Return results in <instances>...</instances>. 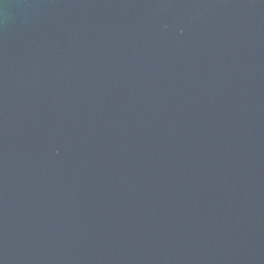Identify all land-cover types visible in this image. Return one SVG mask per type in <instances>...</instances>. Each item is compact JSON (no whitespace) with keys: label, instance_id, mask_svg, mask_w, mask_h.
Here are the masks:
<instances>
[{"label":"water","instance_id":"water-1","mask_svg":"<svg viewBox=\"0 0 264 264\" xmlns=\"http://www.w3.org/2000/svg\"><path fill=\"white\" fill-rule=\"evenodd\" d=\"M0 264H264V0H0Z\"/></svg>","mask_w":264,"mask_h":264}]
</instances>
